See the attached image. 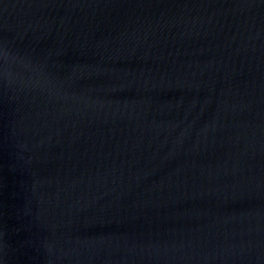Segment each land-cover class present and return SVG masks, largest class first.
I'll return each mask as SVG.
<instances>
[{
    "label": "water",
    "instance_id": "water-1",
    "mask_svg": "<svg viewBox=\"0 0 264 264\" xmlns=\"http://www.w3.org/2000/svg\"><path fill=\"white\" fill-rule=\"evenodd\" d=\"M0 264H264V0H0Z\"/></svg>",
    "mask_w": 264,
    "mask_h": 264
}]
</instances>
